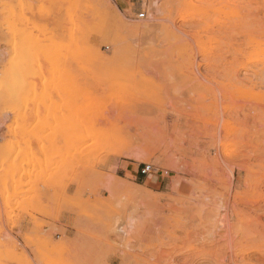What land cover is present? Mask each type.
I'll return each mask as SVG.
<instances>
[{
    "label": "rangeland",
    "instance_id": "obj_1",
    "mask_svg": "<svg viewBox=\"0 0 264 264\" xmlns=\"http://www.w3.org/2000/svg\"><path fill=\"white\" fill-rule=\"evenodd\" d=\"M0 264H264V0H0Z\"/></svg>",
    "mask_w": 264,
    "mask_h": 264
},
{
    "label": "built area",
    "instance_id": "obj_2",
    "mask_svg": "<svg viewBox=\"0 0 264 264\" xmlns=\"http://www.w3.org/2000/svg\"><path fill=\"white\" fill-rule=\"evenodd\" d=\"M115 1H117V0H115ZM127 1L135 2L137 0H127ZM138 2L141 3V10H140V13L138 14V17L141 19H145L147 17V11L145 9H143V2L142 1H138ZM131 11H133V9ZM154 170H155V167L153 165L145 164L143 166V168L141 169V175H148L149 173L153 172Z\"/></svg>",
    "mask_w": 264,
    "mask_h": 264
},
{
    "label": "crops",
    "instance_id": "obj_3",
    "mask_svg": "<svg viewBox=\"0 0 264 264\" xmlns=\"http://www.w3.org/2000/svg\"><path fill=\"white\" fill-rule=\"evenodd\" d=\"M67 236L72 237V236H74V235H73V234H67ZM58 238H60V237H58Z\"/></svg>",
    "mask_w": 264,
    "mask_h": 264
}]
</instances>
